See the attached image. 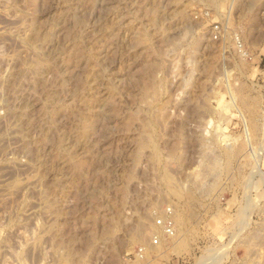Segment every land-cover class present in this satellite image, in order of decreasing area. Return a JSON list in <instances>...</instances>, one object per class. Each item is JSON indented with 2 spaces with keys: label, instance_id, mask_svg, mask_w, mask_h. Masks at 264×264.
Instances as JSON below:
<instances>
[{
  "label": "rangeland",
  "instance_id": "rangeland-1",
  "mask_svg": "<svg viewBox=\"0 0 264 264\" xmlns=\"http://www.w3.org/2000/svg\"><path fill=\"white\" fill-rule=\"evenodd\" d=\"M0 264H264V0H0Z\"/></svg>",
  "mask_w": 264,
  "mask_h": 264
},
{
  "label": "bare ground",
  "instance_id": "bare-ground-1",
  "mask_svg": "<svg viewBox=\"0 0 264 264\" xmlns=\"http://www.w3.org/2000/svg\"><path fill=\"white\" fill-rule=\"evenodd\" d=\"M158 243V242H157ZM217 256V255H216ZM207 262V261H206Z\"/></svg>",
  "mask_w": 264,
  "mask_h": 264
}]
</instances>
